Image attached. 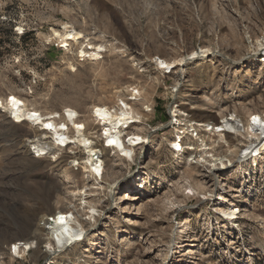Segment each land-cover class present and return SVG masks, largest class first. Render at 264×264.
Instances as JSON below:
<instances>
[{"label": "rangeland", "instance_id": "1", "mask_svg": "<svg viewBox=\"0 0 264 264\" xmlns=\"http://www.w3.org/2000/svg\"><path fill=\"white\" fill-rule=\"evenodd\" d=\"M53 28L88 34L108 50L80 59L71 39L49 41ZM263 29L264 0H0V103L18 94L86 115L107 96L140 110L126 134H146L129 161L107 146L95 181L70 163L80 148L56 160L32 156L26 140L35 129L0 108V264H264V159L254 164L256 145H230L221 127L201 124L222 121L226 107L244 122L248 108L264 112V77L248 72L246 43ZM178 127L190 130L182 136L196 155L173 154ZM103 128L88 127L100 145ZM90 204L97 211L83 237L42 254L53 249L33 235L41 217L72 208L85 218ZM229 205L239 209L232 220L222 213Z\"/></svg>", "mask_w": 264, "mask_h": 264}, {"label": "bare ground", "instance_id": "2", "mask_svg": "<svg viewBox=\"0 0 264 264\" xmlns=\"http://www.w3.org/2000/svg\"><path fill=\"white\" fill-rule=\"evenodd\" d=\"M19 29L23 30L21 27H19ZM61 36L64 37V39H71L73 41L69 45V50L72 55L80 59H87L89 61L98 60L103 53L108 50L106 43H95L91 41V38H88V34L85 35L74 30L61 33L59 30L53 28L47 38H50L49 41H54ZM246 43L248 56L251 58L248 72L260 80L264 77V29L256 38L248 37ZM75 46L77 47L76 52H74ZM70 67L74 68L73 66ZM97 69L98 75H105L103 66L97 65L94 67L93 71ZM183 72V67L176 72L175 81L178 83L181 81ZM6 98L7 99L1 98L0 108H3L6 110L5 112L9 113L13 122H28L34 126L35 134L26 141L28 145L32 146L36 151L37 157L35 156V158H38L40 155L51 154L52 158L56 160L60 156L62 149L69 147L70 150L72 149L70 153L74 154V152L79 149L75 151L73 149L80 148L82 157L73 156L74 158L70 160V163L82 165L87 176L95 181L102 175V162H105L104 154L107 146L117 150L125 160L129 161L133 159L135 147L144 142L146 138V134L142 131H130L126 134L125 131L127 127L138 117L140 110L130 105L125 100L117 102L115 105V101L112 98L107 96L98 98L92 101L90 106H88V113L83 115L69 104L63 105L62 108H60L61 110H50L42 109L38 106L39 104L36 105L30 99L18 94H12ZM246 113L248 119L244 122L239 116L236 108L228 109V107H226L222 111V121L218 117L216 122H214L211 120L212 118L209 119L208 117L203 118L201 124L209 128H211L210 126L221 127L223 130L222 136L230 145H232L231 142L235 140L239 141L234 146H238L243 142L248 145L249 148L256 145L253 151L250 149L248 152L254 155L253 163L257 165L259 159H264V112L248 108ZM188 117H191L190 113L184 116V120L189 121L187 120ZM190 121H192V119ZM91 124L98 127L102 125L104 127L102 130L104 140L101 145L97 143L95 135H91V132H88V127ZM176 131V135L174 139H172L173 154L176 155L187 148L190 150V157L194 154L196 155L198 147L195 143L189 141L185 142L183 140L184 136H182V134L189 137L190 130H188V127H183ZM237 133L243 135L244 138L237 135ZM260 149L263 150L260 151ZM204 150L205 148L203 151H199L200 157L203 159L206 158L207 154V151ZM260 153L261 155H259ZM220 160H222V157ZM214 161L217 162L218 157L215 158ZM151 177L152 173H149L148 176L145 177V180H143L149 183ZM69 182L71 186H76L74 181L70 180ZM137 186L143 189L145 184L141 183ZM124 193L123 199L136 198L135 193ZM83 200L84 197L80 199L81 202L78 204L80 208L86 206V201ZM71 209L72 208H64L63 210H57L54 214L41 217L39 220V225L35 228L33 235L34 237L38 235V238L47 237L49 240L48 245L51 246L50 250L53 249L52 252H49V250L44 251L39 248L42 254L52 255L56 251L66 248L81 239L84 232H86L85 220L89 222L92 221L97 211L96 207L90 204L85 212V218H83L78 215L79 213L77 214L75 209L73 211ZM238 210L239 209H234L232 205H229L223 209L222 213L224 217L232 220L236 217ZM48 232L51 234H47ZM18 240L19 243L23 241L20 239ZM24 243L28 245L31 241L24 239ZM90 244V246H92L93 243L90 242Z\"/></svg>", "mask_w": 264, "mask_h": 264}, {"label": "built area", "instance_id": "3", "mask_svg": "<svg viewBox=\"0 0 264 264\" xmlns=\"http://www.w3.org/2000/svg\"><path fill=\"white\" fill-rule=\"evenodd\" d=\"M171 114V113H170ZM170 117H172L171 115H170ZM28 123V122H27ZM30 124V123H29ZM32 125V124H31ZM33 126V125H32ZM33 128H34V126H33ZM171 149V148H170ZM28 152L30 153V154H32V156H36L37 155V153H36V151L33 149V147H32V149H31V151L30 150H28ZM44 156H46V155H44ZM37 157V156H36ZM39 157H43V156H39Z\"/></svg>", "mask_w": 264, "mask_h": 264}, {"label": "snow or ice", "instance_id": "4", "mask_svg": "<svg viewBox=\"0 0 264 264\" xmlns=\"http://www.w3.org/2000/svg\"><path fill=\"white\" fill-rule=\"evenodd\" d=\"M255 119V118H254ZM50 126V125H49Z\"/></svg>", "mask_w": 264, "mask_h": 264}]
</instances>
